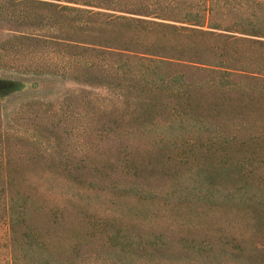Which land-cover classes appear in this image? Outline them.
<instances>
[{"label":"rangeland","instance_id":"obj_1","mask_svg":"<svg viewBox=\"0 0 264 264\" xmlns=\"http://www.w3.org/2000/svg\"><path fill=\"white\" fill-rule=\"evenodd\" d=\"M62 7L127 15L102 2L0 0V264L27 244L20 264H264V100L251 155L180 151L164 135L196 130L162 126L174 117L102 114L122 116L121 99L64 65L79 54L65 31L80 21ZM219 112L216 125L245 119Z\"/></svg>","mask_w":264,"mask_h":264},{"label":"trees","instance_id":"obj_2","mask_svg":"<svg viewBox=\"0 0 264 264\" xmlns=\"http://www.w3.org/2000/svg\"><path fill=\"white\" fill-rule=\"evenodd\" d=\"M63 1L87 7L102 2L127 14L61 8L67 18L73 12L71 18L80 21L78 28L65 31L75 38L67 37L62 42L73 45L79 54L76 61L67 57L64 65L80 77L78 82L121 99L122 116L114 108L107 113L101 111L102 114L174 117L162 126L196 130L177 141L171 134L164 135L168 141L173 137L171 145L180 151L217 144L222 149L235 146L243 148V153H253L251 148L259 145L258 133L254 135L258 124L253 118L260 117L259 102L264 100L263 1ZM218 112L222 116L233 113L234 117L238 113L245 119L234 127L226 115L216 125L209 117ZM68 113L76 117L82 114L77 110ZM210 130L213 137L206 134ZM76 192L81 195L79 190ZM133 203L139 206L136 207L139 214L148 212L149 203L141 200ZM13 206L14 196H9V213ZM29 246L20 248L19 255L14 249L11 263L28 261L32 254ZM34 264L45 263L34 261Z\"/></svg>","mask_w":264,"mask_h":264}]
</instances>
